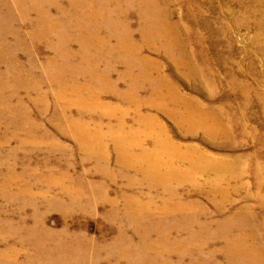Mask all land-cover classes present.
I'll return each instance as SVG.
<instances>
[{
	"label": "rangeland",
	"instance_id": "1",
	"mask_svg": "<svg viewBox=\"0 0 264 264\" xmlns=\"http://www.w3.org/2000/svg\"><path fill=\"white\" fill-rule=\"evenodd\" d=\"M117 1L0 0V264H264V209L253 194L264 165V0H161L151 20L177 38L168 52L142 44L138 7ZM86 11L96 15L82 20ZM116 13L137 57L95 52V69L83 66L76 38L102 28L98 38L114 44ZM144 57L155 64L148 81ZM61 70L109 108L65 107L83 140L65 128L45 82ZM166 86L182 96L172 114L158 102ZM213 186L225 196L210 195ZM120 228L135 237L129 248L117 245ZM144 232L154 244L136 242Z\"/></svg>",
	"mask_w": 264,
	"mask_h": 264
},
{
	"label": "bare ground",
	"instance_id": "2",
	"mask_svg": "<svg viewBox=\"0 0 264 264\" xmlns=\"http://www.w3.org/2000/svg\"><path fill=\"white\" fill-rule=\"evenodd\" d=\"M166 1V0H165ZM173 2V0H171ZM124 0L122 1H117L116 2V5L115 7H118L120 9H123L125 6H128L129 4L131 5H135L136 7H138L139 11H140V17L138 19H136V24L137 26H139V31H140V34L143 35L145 38L142 39V44L144 45H154V46H149V47H152L154 48L155 50H160V48H164V50L166 49V51L168 52L169 50L171 51V48H174V45H175V42L177 43V38L171 36L170 34H168L167 30L164 31L161 26H159V24L161 23H158V22H155V21H152L151 20V17L153 16L152 14V7H159L161 6V0H125L126 4H123ZM167 2V1H166ZM252 2V1H251ZM250 2V3H251ZM254 3V2H253ZM252 3V4H253ZM167 5V4H166ZM257 6V5H256ZM167 7V6H166ZM90 8V7H89ZM164 9V8H163ZM94 10V9H93ZM171 11V10H170ZM86 16L82 18V20L84 19H87L90 17V20H91V15H96V14H91V11H86ZM93 12V11H92ZM169 12V11H168ZM62 15V14H61ZM64 15H66V13H64ZM106 15V14H105ZM163 16V15H162ZM155 17V16H154ZM46 18V17H45ZM161 18V17H160ZM47 19V18H46ZM103 19L104 17H100V18H97V17H94L93 18V22L97 21L96 24L101 28L103 26L102 23H103ZM166 19V18H165ZM244 19V18H243ZM102 20V21H101ZM109 20V19H108ZM112 20H114L116 22V24L118 25V27H116L117 31L115 33H112L110 32L109 30V25L107 27V31H108V35H112L113 37H115L114 39L116 40V42L113 44H111V42L109 41V39L105 38V40L103 39H99L98 38V35H99V32L101 31V29H98L94 32V35H92L93 37L92 38H89L87 40H84V39H80V38H76V40L78 41L79 43V53L81 54V63H83L82 65L85 66L84 64L88 63V66L92 69H95V65L96 63L93 62V58H94V53L95 52H99V53H102V52H106L107 54H110V53H117L118 55L121 54L122 56L123 55H127L128 58H131L129 57V55H132V56H136L138 55V52H136L129 42H132L131 41V37L129 35V29H128V25L125 21V19L123 18V14H117L116 15H113L112 17ZM169 20V19H168ZM246 19H244L242 22L246 24L245 22ZM51 21V20H50ZM55 21V20H54ZM159 21V20H158ZM48 22V21H47ZM171 23V22H170ZM50 24V23H49ZM81 24V23H80ZM176 24H178L176 22ZM80 27V26H79ZM166 27V26H165ZM170 27V26H169ZM171 29V28H170ZM58 30V28H57ZM90 30V29H89ZM50 31V30H49ZM76 31V30H75ZM91 31V30H90ZM56 32V31H55ZM60 32V31H59ZM105 32V31H104ZM80 34V33H79ZM91 34V33H90ZM85 36V35H84ZM87 38V37H86ZM111 40V39H110ZM176 40V41H175ZM157 41H162V43L160 44L159 42ZM68 44L66 43H61L60 44V47L57 49V51L59 52V56H62V53H63V49L67 46ZM53 46V45H52ZM163 50V49H162ZM68 56L70 57L71 55H69V53L67 52ZM77 54V53H76ZM129 54V55H128ZM137 59V58H136ZM117 60V59H116ZM139 62V67L141 69V71L143 70V74H146L144 75V77L142 78L143 80L146 79L145 81H148L149 78H150V69L152 67H155V64L153 63L154 61L150 60L149 58L147 57H144L142 59H137ZM118 62V61H116ZM120 62V61H119ZM55 63H57V61H54L53 60H47V64H46V67L54 69V65ZM104 63V62H102ZM105 64V63H104ZM120 64V63H119ZM132 64V63H131ZM79 65V64H78ZM118 65V64H117ZM87 66V65H86ZM87 66V67H88ZM94 66V67H93ZM34 67V65H33ZM32 67V68H33ZM115 67V66H114ZM62 69V68H61ZM159 70V68H156ZM74 70V69H73ZM99 70V69H98ZM55 72V71H53ZM60 73V74H58ZM58 73H56L57 75H51V74H54V73H51L50 77L46 78L45 79V82H47L49 85H51V88L53 86V90H52V97L53 99L56 101V103L60 106V111H61V118L60 120H63V124H65V128H67V131L69 132H73L75 133L79 138H82L80 135L83 134V138L82 140L85 138V134H86V131L84 132V129L82 127V125L80 123H78L77 121H73L72 118L70 116H68L69 114L67 113H64V110H65V107L67 106H70V105H75L81 109H87L88 111H93L94 109L96 110H102L103 107L105 106L103 104V102L101 103L99 100L97 99H92V97H90L89 95L86 97L84 95V85L78 81V79L81 77L80 75H77V74H74L73 75V78H69L70 81H66L65 78H64V74H63V70L59 71ZM110 73V72H109ZM126 73V72H125ZM124 73V74H125ZM94 74V73H93ZM69 75V74H68ZM84 75V74H83ZM156 75V74H155ZM131 76V75H128V77ZM85 77V76H84ZM127 77V78H128ZM155 77V76H154ZM161 77V76H160ZM139 78L138 77H135V76H131V81H130V78H129V83H128V88H137L138 86H135L134 84H136L137 80ZM155 79V78H154ZM158 80V79H157ZM161 81V79H160ZM140 82V81H139ZM106 83V82H105ZM31 85H34L33 88H31V90L33 89L34 91H37L39 92V90L37 89L39 86L41 87V84L40 83H34V84H31ZM137 85V84H136ZM145 85V84H144ZM32 87V86H31ZM162 88V87H161ZM155 93H157L156 90H160L158 87H155ZM166 95L164 97H162V95L160 94V96L158 97V102L160 105L163 106L164 104V107L166 109V111H169L171 114L173 112V108L172 107H177V102L180 103V101H178L177 99H181V102H182V96L179 98V95L176 94L175 91H173L171 88H169L168 86H166ZM164 89V90H165ZM152 90V89H151ZM41 91V90H40ZM154 92V91H153ZM3 92L0 91V96L2 95ZM31 93V91H30ZM29 94V92H28ZM69 94L71 95V97L73 96V98L71 100L68 99V102L65 103L66 101V95ZM89 94V93H88ZM159 94V93H158ZM46 95V94H45ZM100 95V94H99ZM107 95V94H106ZM158 96V95H157ZM256 96V95H255ZM39 97V96H38ZM69 97V96H67ZM151 97V96H150ZM45 98L44 95L40 96V101H43ZM167 98V99H166ZM32 99V98H31ZM127 101H129L130 103H133V104H137V101H138V97L136 96H133V95H130L128 96L127 98ZM21 100V99H20ZM36 100V99H35ZM38 100V98H37ZM101 100V99H100ZM117 100V98H116ZM33 101V100H32ZM39 101V100H38ZM37 101V103H38ZM120 101V100H119ZM44 102V101H43ZM45 103V102H44ZM72 103V104H70ZM121 103V102H120ZM155 103V102H154ZM171 103V105H170ZM70 104V105H69ZM110 104V103H109ZM108 104V105H109ZM148 104V103H147ZM167 104V105H166ZM159 105V106H160ZM170 105V106H169ZM113 106V105H111ZM128 106V105H127ZM131 106V105H130ZM181 106V105H180ZM46 107V106H45ZM162 107V109L164 108ZM106 109H109L107 106H105ZM156 108V107H155ZM261 108H262V112L264 113V105H261ZM118 109V108H117ZM120 109V107H119ZM136 109V108H135ZM134 109V110H135ZM158 109V108H157ZM188 109V108H187ZM205 109V108H204ZM210 109V108H209ZM59 110V109H58ZM121 110V109H120ZM146 110V109H145ZM175 110H177V108H175ZM200 110V109H199ZM9 111V110H8ZM130 111V110H129ZM147 111V110H146ZM178 111V110H177ZM84 112V111H83ZM162 112V111H161ZM165 112V110H164ZM176 112V111H175ZM220 112V111H219ZM11 113V112H9ZM60 113V112H59ZM85 113V112H84ZM129 113V112H128ZM138 113V112H137ZM177 113V112H176ZM191 113L190 110H188L187 112L184 111L182 112L181 114L183 115L181 119L179 120H183L184 119V116L185 114H189ZM88 114V113H87ZM96 114V113H95ZM93 114V115H95ZM193 114V113H192ZM201 114V113H200ZM199 115V114H198ZM200 117V116H199ZM204 117V116H203ZM215 117V116H214ZM90 118V117H88ZM201 118V117H200ZM209 118V117H208ZM211 118V117H210ZM145 119V118H144ZM59 120V121H60ZM207 120V119H206ZM205 120V121H206ZM157 121V120H156ZM140 122V121H139ZM148 122V121H147ZM152 122V121H151ZM150 122V123H151ZM155 122V121H154ZM158 122V121H157ZM202 122V121H201ZM153 123V122H152ZM159 123V122H158ZM208 123V122H207ZM211 123V122H210ZM31 124V123H30ZM127 124V123H126ZM201 124V123H200ZM217 124V123H216ZM160 125V124H159ZM211 125V124H209ZM214 125V124H213ZM221 125V124H220ZM156 126V125H155ZM215 126V125H214ZM159 127V126H158ZM198 127V126H197ZM205 127V126H204ZM222 127V126H221ZM63 128V129H65ZM212 128V127H211ZM201 129V128H200ZM120 130L121 128L118 129L117 133L121 134L120 133ZM146 130V129H145ZM148 130V128H147ZM220 130V129H219ZM214 131V130H212ZM216 131V130H215ZM122 133H125L123 130L121 131ZM150 132V131H149ZM159 132V131H158ZM211 132V131H210ZM67 133V132H66ZM141 134V133H140ZM209 134V133H208ZM142 135V134H141ZM154 135V134H153ZM123 137H125L123 135ZM118 138V136L116 137ZM142 138V137H141ZM147 138V137H145ZM166 138V137H165ZM119 141V140H118ZM129 141V140H128ZM166 142V141H165ZM124 143V142H123ZM120 143H118L119 145ZM168 143H165L163 145H166ZM174 145V144H173ZM178 145V144H177ZM176 145V146H177ZM179 146V145H178ZM177 146V148H178ZM115 147V146H114ZM84 150L86 152V150H89L87 149L86 145L84 144ZM167 148V146H165V149ZM140 149V148H139ZM169 149V148H168ZM171 149V148H170ZM185 149V148H184ZM181 150V149H180ZM177 152V151H176ZM183 152V151H182ZM190 152V151H189ZM175 153V152H174ZM260 153V152H259ZM92 154V153H91ZM166 154V153H165ZM99 155V154H98ZM180 155V154H179ZM191 155V154H190ZM100 156V155H99ZM98 156V157H99ZM127 156V155H126ZM158 156V155H157ZM192 156V155H191ZM259 156V155H258ZM263 156V155H262ZM168 157V155H167ZM177 157V156H175ZM251 157V156H250ZM93 158V157H91ZM96 158V157H95ZM100 158V157H99ZM154 158V157H153ZM90 159V158H89ZM151 159V158H150ZM180 159V157H179ZM184 159V158H183ZM190 159V158H189ZM194 159V158H193ZM131 160V159H130ZM98 161V159H97ZM104 161V160H103ZM101 161V162H103ZM118 161V160H117ZM181 161V160H180ZM191 161V160H190ZM123 162V161H122ZM184 162V161H183ZM255 162V161H254ZM105 163V162H104ZM120 163V162H119ZM157 163V162H156ZM166 163V161H165ZM99 164H100V161H99ZM185 164V163H184ZM201 164V163H200ZM218 164V163H217ZM220 164V163H219ZM127 165V164H126ZM125 165V166H126ZM134 165V164H133ZM208 165V164H207ZM175 166V165H174ZM181 166V165H180ZM193 166V165H192ZM216 166V165H215ZM223 166V165H221ZM101 167V165H100ZM190 167V166H189ZM202 167V166H201ZM134 168V167H133ZM137 168V167H136ZM181 168V167H180ZM195 168V167H194ZM197 168V167H196ZM200 168V167H198ZM210 168V167H209ZM217 168H220V167H217ZM251 168V167H250ZM172 169V168H171ZM176 169V168H175ZM211 169V168H210ZM253 169V168H252ZM169 170V169H168ZM179 170V169H178ZM220 170V169H219ZM176 171V170H175ZM264 171V165H257L255 166L254 168V174H255V178L254 180L257 182L258 185L261 184V186H255L254 188L256 190H253V194L254 196L259 200V203L261 205V207L264 209V190H261V187L262 185H264V175L262 174ZM171 172V171H170ZM184 172V171H183ZM215 172V171H214ZM147 173V172H146ZM246 173V172H245ZM218 174V173H216ZM252 174V172H251ZM145 175V174H144ZM149 175V174H148ZM171 175V174H170ZM184 175V174H183ZM108 176V175H107ZM156 176V175H155ZM173 176V175H172ZM182 176V175H181ZM188 176V175H187ZM149 177V176H148ZM159 177V176H157ZM160 178V177H159ZM177 178V177H175ZM184 178V177H183ZM153 179V178H152ZM163 179V178H162ZM178 179V178H177ZM188 179V178H187ZM151 180V179H150ZM174 180V178H173ZM155 181V180H153ZM162 181V180H161ZM165 181V180H163ZM160 182V181H159ZM78 183V182H76ZM164 183V182H163ZM152 185V184H151ZM159 190V189H158ZM209 190V189H208ZM96 192V191H95ZM210 192V195H213V194H216V193H219L221 195V198H223V196H225V192L219 188V187H212L211 190H209ZM103 193V192H102ZM94 194V193H93ZM151 194V193H150ZM95 195V194H94ZM141 195V194H140ZM143 195V194H142ZM148 195V194H147ZM146 197V196H145ZM150 199V198H149ZM102 200V199H101ZM150 202V201H149ZM149 202L143 204V205H140L139 207L136 205L133 210H135L138 214L142 213V210L141 208L148 205ZM155 203V202H154ZM153 203V204H154ZM155 206V205H154ZM160 206V205H159ZM174 207V206H173ZM181 207V206H180ZM146 208V207H144ZM160 209V208H159ZM179 209V208H178ZM190 209V208H189ZM159 210L156 209V207H154L153 209H151L150 211H146L147 215H156V214H159L158 212ZM161 211V210H160ZM178 211V210H177ZM217 211H221V208L217 209ZM165 212V211H164ZM143 213H145L143 211ZM171 213V212H170ZM166 215V214H165ZM164 215V216H165ZM200 215V214H199ZM198 215V216H199ZM203 215V214H202ZM205 215V214H204ZM235 216H238L236 214H234ZM203 217V216H202ZM115 218V217H114ZM264 220V219H263ZM119 221V220H117ZM250 230V232H253L254 229L253 228H250L248 229ZM123 229L120 228V236L122 238L121 243L117 244L120 249L122 247L125 246L126 242V246L128 247L129 246V242L133 243L131 241V239H135L134 236L132 237H129L127 235H124L123 233ZM157 237L155 236L154 233L152 232H144L142 236L140 235H137V241H141L142 243H149V242H152V244H154V240L156 239ZM169 238V236L167 237ZM166 242H168V240H165ZM173 243L177 244L179 243L178 241H173ZM237 246H239V238H238V242L235 243ZM129 248V247H128ZM94 255H97L96 253ZM156 256V255H155ZM157 258V257H156ZM137 262V258L136 256L134 257L133 261L131 264H136Z\"/></svg>",
	"mask_w": 264,
	"mask_h": 264
}]
</instances>
